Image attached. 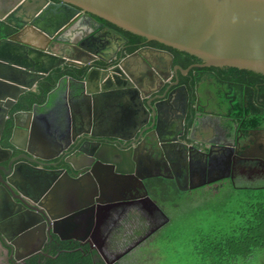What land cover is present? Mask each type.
I'll list each match as a JSON object with an SVG mask.
<instances>
[{
    "label": "water",
    "instance_id": "1",
    "mask_svg": "<svg viewBox=\"0 0 264 264\" xmlns=\"http://www.w3.org/2000/svg\"><path fill=\"white\" fill-rule=\"evenodd\" d=\"M2 2L7 4L5 11H0V20L18 31L0 39V137L6 120L21 94L35 89L39 81L57 67L68 65L85 69L81 76H70L73 82L67 85L65 97L70 106H65V113L60 115L53 130L50 129L47 117L44 120L45 127H36L35 119L38 115L35 106L33 110L14 114L15 128L10 143L22 150V154L10 158L13 149L0 143V155L4 156L0 158V163L10 158L9 170L5 177L0 173V183L9 196L14 195L24 206L27 217L19 234L27 242L35 238L36 230L42 223V226L49 225L50 229L57 224H76L72 220L74 216L90 212L88 209L94 207L92 190H96L92 178L96 173L95 165L108 168L112 175L134 173L137 160L132 158V155L118 150L119 142L126 139L115 134L113 130L121 128L142 134L145 130L153 128L154 132L169 134L166 137L162 135V142L176 140L172 130L173 122H164L163 119L162 98L167 94L170 98L173 92H176L171 90L167 93V89L161 95V89L169 78L163 72L166 62H162L160 58L164 53L160 49L158 52L149 49L137 50L119 57L117 63L112 66L96 65V60L102 58L97 56L99 51H112V56L105 59L107 62L118 57L121 46L117 38L123 36L116 28L100 22L98 17L148 40H156L194 55L207 65H227L264 74V0ZM83 18L90 19L93 25L86 24L85 27L71 29V33L63 29L68 24L82 22ZM81 30L86 31L82 36L73 38L72 35ZM107 41L111 46H108ZM167 53L173 60V55ZM179 67L176 66V70ZM169 68L171 69V63L168 64ZM92 82L96 85L95 89ZM133 100L136 101L137 107L145 110V115L140 113L142 110L132 109L129 114L125 112L128 103H134ZM116 103H120L119 107L115 106ZM183 116H176L175 124H180ZM77 123L84 130L74 132V125ZM16 133L23 138L22 143L25 144L15 141ZM46 135L49 139L43 142L59 149L55 154L42 155L36 151V142L40 138L45 139ZM106 138H115L116 141ZM159 154L163 156L167 152L162 149ZM72 155L84 160L79 161L81 166L89 160L88 164L86 163L89 178L84 179L90 184L84 185L83 188H72V191L76 192L73 197L77 201L73 199L70 189H67L69 185L65 186L66 183L82 186L81 177L74 180L64 171V177L60 178L62 169L56 167V163L49 162L55 157L63 160ZM18 158H24V166L20 162H13ZM66 160L74 167L75 163ZM78 165L75 164L74 168L78 169ZM187 167L185 161L176 177L180 190L188 189L182 184L187 178L184 181L181 177L183 174L187 177ZM136 175L135 178L142 182L146 191L141 197L142 200L149 208L161 210L144 180L162 174L143 175L137 172ZM120 186L122 188L115 187L116 191L131 188L129 184L125 187L121 183ZM111 188L114 187L109 186L107 192L111 191ZM105 199L100 207L105 210L121 203L111 197ZM90 220L92 221L91 217ZM100 223L99 221L96 225L97 230ZM1 226L0 222V235L6 237L7 230ZM43 232L44 229L42 236H39L45 239ZM149 235L150 233L146 237ZM42 247L43 244L27 251L23 256L37 252ZM7 249L14 254L19 245L12 241L7 245ZM23 256L17 258L22 259Z\"/></svg>",
    "mask_w": 264,
    "mask_h": 264
},
{
    "label": "flooded vegetation",
    "instance_id": "2",
    "mask_svg": "<svg viewBox=\"0 0 264 264\" xmlns=\"http://www.w3.org/2000/svg\"><path fill=\"white\" fill-rule=\"evenodd\" d=\"M6 4V2L0 0V11H5ZM98 20L103 22L104 25H109L102 21L100 17H98ZM86 24L93 25V22L88 18H83L82 22L68 24L63 29L69 32L71 29L85 27ZM116 29L123 34V36L117 38V42L121 46L118 57L107 62L105 59L112 56V51H99L97 56L102 58L97 59L95 64L105 67L112 66L117 63L119 57L131 53L127 50L134 45L138 46L134 51L149 49L158 52L157 50L160 49L164 53L160 57L161 61L166 62L163 72L164 75L169 77L161 89V95L167 89V93L171 90L176 91L173 92L170 98L168 94L162 98L164 100L163 119L164 122H173L174 129L172 130L176 135V140L162 142L160 139L164 133L154 132L153 128L145 130L142 134L140 132L135 134L136 131L121 128L113 130L115 134L126 139L119 142L118 150L126 155H132V158L137 160L134 173L132 175L130 173L112 175L107 170L108 168L105 169L102 165H95L96 173L92 175V178L96 190L95 188L92 190L94 193L92 205L94 207L88 209L90 212H83L74 216L72 220L76 224H57L50 229L49 225L42 226V223L39 229L36 230V234L34 233L35 238L30 242H27L19 234L27 217L24 206L14 195L13 197L9 196L0 183V222L2 229L7 230L6 237L0 235V264H34L35 262L45 264L46 258L57 257L55 251L65 250L62 245L72 250L79 249L83 251L84 256L89 257L90 255L95 263L99 261L105 264H125L122 260L152 234L148 237L146 235L154 232V230L157 231L169 221V216L163 207L160 206L161 210L151 209L142 200L141 197L146 191L142 182L135 178L137 172L143 175L148 173L162 174L144 180L151 194L150 184L153 181L163 179L176 183L178 172L185 161L188 164L187 177L185 174L181 177L184 181L187 178V181L182 184L188 189L180 190L178 188L180 191L185 192V194H193L194 192H196L195 194H199L198 192L209 193V197L218 194H221L219 197H227L235 193L234 195L237 197L248 198L250 201L256 199L251 205L261 203L256 208L259 212L264 213V202L261 199L264 198V74L227 65H207L202 59L194 55L192 56L196 60L184 66L183 63L177 62V58L181 55L186 58L187 52L163 43L159 45L153 42L156 40H148L142 36L137 38L127 36L120 29ZM86 30L76 32L72 35L73 38L82 36ZM17 31L18 29L14 28V31L9 35ZM107 44L111 46L109 41H107ZM167 52L173 55V60ZM170 63L171 69H168ZM176 66L180 67L176 70ZM181 91H184V93L182 92V94ZM71 101H73L72 97ZM46 102L35 105L38 115L35 124L37 128L45 127L44 120L47 117L50 129L53 130V126L59 120L60 115L65 113V106L69 107L70 105L69 102L64 101L59 104V108L48 110V107H45ZM133 102L128 103L125 112L129 114L132 109L142 110L143 112L140 111V113L145 115V110L137 107L136 101L133 100ZM119 105L120 103L115 104L116 107H119ZM15 113L17 111L10 112L0 137L2 146L13 149L10 158L22 154V150L17 149L10 143L15 128ZM69 113L70 111L68 115ZM180 114L184 115L183 121L180 124H175L176 116L178 118ZM10 118L13 119V126L10 136L6 139L5 131ZM73 130L74 132H80L84 128L77 123L74 125ZM167 135L163 136L166 137ZM20 138L16 133L15 141L18 144H25L22 143L23 138ZM45 139L40 138L36 142L38 147L36 151L42 155L55 154L59 149L54 145H51V149H45L48 148L46 145L45 148L41 146V142L47 141L49 136L46 135ZM106 140L116 141L115 138H106ZM162 149H165L167 154L160 156L159 150ZM0 158H4V156L0 155ZM10 158L0 163V173L3 177L9 170L8 162ZM66 159L76 165L79 164V161L83 162L84 160L73 155L67 156L63 160L58 157L49 160L51 163H56V167L62 169L60 178L64 177V171L68 172L73 179L81 177L82 186L66 183L65 187L69 185L67 189H70L73 197L76 192H73L72 188H83L84 185L90 184L86 180L89 178L87 174L88 165H86L89 160L83 163V166L80 163L78 169H75V164L73 167ZM13 162H20L24 166L25 160L24 158H18ZM142 166L143 168H140ZM121 183L125 187L128 184L131 185L130 190L116 191L115 187H121ZM109 186L114 188L107 192ZM223 192H228V194L223 195ZM107 197L121 203L106 210L100 208L102 201L106 200ZM187 198L185 197V199ZM206 198L208 197L206 196ZM73 199L76 198L73 197ZM98 203L99 206L97 207ZM99 214L101 217L98 219ZM99 221L101 223L97 230L96 225ZM137 222L141 226L147 225V230L140 227L137 229L141 231L138 239L132 243H127L128 236L132 237L134 235L135 237L137 234L135 228V226H138ZM262 222L263 219L259 223L260 227ZM42 229H44L45 239L40 237L42 236ZM129 231L131 232L130 235H128ZM257 236L259 244H261L260 241H264L263 231H258ZM144 237L146 238L143 239ZM12 241L17 242V245H19V249L14 254H11L7 249V245ZM41 244H43V247L40 250L28 256H23L27 251H32ZM17 256L23 257L18 259Z\"/></svg>",
    "mask_w": 264,
    "mask_h": 264
},
{
    "label": "rangeland",
    "instance_id": "3",
    "mask_svg": "<svg viewBox=\"0 0 264 264\" xmlns=\"http://www.w3.org/2000/svg\"><path fill=\"white\" fill-rule=\"evenodd\" d=\"M195 193L184 194L179 200L169 198L163 201L159 198L162 201L158 204L167 212L169 221L157 231L151 232L152 235L137 245L122 261L125 264H210L204 262L199 254L201 241L212 232L216 234L242 225L249 217L253 207L251 204L256 199L250 201L248 198L237 197L235 193L227 197H219L221 194L209 197V193ZM227 194L228 192H223V195ZM185 197L188 198L184 200ZM261 199L264 202V198ZM253 209L257 211L256 207ZM137 225L136 230L140 227L147 230V225L141 226L138 222ZM261 227L264 233L263 222ZM130 233L129 231L128 235ZM136 233L135 237L128 236L127 243L138 239L141 231L137 230ZM260 243L263 244L264 241ZM221 264H264V246L255 248L248 258L238 257L234 261H227L225 258Z\"/></svg>",
    "mask_w": 264,
    "mask_h": 264
},
{
    "label": "trees",
    "instance_id": "4",
    "mask_svg": "<svg viewBox=\"0 0 264 264\" xmlns=\"http://www.w3.org/2000/svg\"><path fill=\"white\" fill-rule=\"evenodd\" d=\"M106 24L120 29L127 36H135L137 38L139 35L126 31L116 25L102 19ZM14 31V27L7 24L3 20H0V39L8 36ZM159 43L158 41H153ZM138 46L134 45L130 47L127 51L132 52ZM196 58L187 53L185 58L183 55L177 58V62L183 63L184 66L192 63ZM85 72V69H80L68 65L57 67L51 73H49L45 78L41 79L35 89H30L25 93L21 94L19 100L12 108L11 112H23L32 110L35 105L44 104L50 92L57 86L59 80L64 76H81ZM13 126V119L10 118L7 123L6 136L7 139L11 134V129ZM151 194L160 203L162 200L166 201L171 199H182L185 192L178 189L177 185L173 181L158 179L150 184ZM161 198L162 200H159ZM185 199V198H184ZM177 204V203H174ZM261 205V204H259ZM257 205V206H259ZM161 206V205H160ZM255 204L253 207H257ZM162 207V206H161ZM250 211V215L239 227H234L228 229L224 232H213L207 238L201 241L199 254L202 256L203 261L210 264H221L222 261L227 258V261H234L238 257L248 258L254 251L255 248L264 246V244H259V238L257 236L258 231H262L259 223L263 219L264 223V213L256 211L253 209ZM63 251H55L57 257H48L45 259V264H105L104 262L93 261L92 257L84 256L83 251L72 250L67 246H63ZM68 249V250H67ZM197 253V252H196ZM34 264H38L35 262Z\"/></svg>",
    "mask_w": 264,
    "mask_h": 264
},
{
    "label": "crops",
    "instance_id": "5",
    "mask_svg": "<svg viewBox=\"0 0 264 264\" xmlns=\"http://www.w3.org/2000/svg\"><path fill=\"white\" fill-rule=\"evenodd\" d=\"M62 80L60 83L58 82L59 85L49 94L48 96V101L46 102L45 107H48V110H51L53 108H56L59 106V104L62 102H66V91H67V85L69 83H72V79L69 76H65L61 78ZM93 84V82H92ZM92 87L95 89L96 85H92ZM59 108V107H58ZM21 139V138H20ZM45 145L48 146V148H45ZM41 146L45 149H51V144L44 143L43 141L41 142Z\"/></svg>",
    "mask_w": 264,
    "mask_h": 264
}]
</instances>
